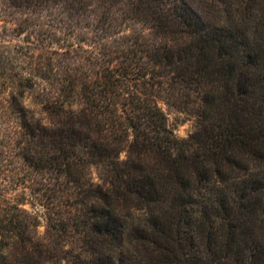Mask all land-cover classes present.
Listing matches in <instances>:
<instances>
[{"label":"trees","instance_id":"16d2710c","mask_svg":"<svg viewBox=\"0 0 264 264\" xmlns=\"http://www.w3.org/2000/svg\"><path fill=\"white\" fill-rule=\"evenodd\" d=\"M0 264H264V0H0Z\"/></svg>","mask_w":264,"mask_h":264},{"label":"rangeland","instance_id":"374dc122","mask_svg":"<svg viewBox=\"0 0 264 264\" xmlns=\"http://www.w3.org/2000/svg\"><path fill=\"white\" fill-rule=\"evenodd\" d=\"M160 106L163 111L167 114L169 124L174 130L175 134L180 138H187L193 130V121L190 120L188 116L181 114L173 108H170V106H168L164 102H161ZM40 232H44L43 227L40 228Z\"/></svg>","mask_w":264,"mask_h":264}]
</instances>
